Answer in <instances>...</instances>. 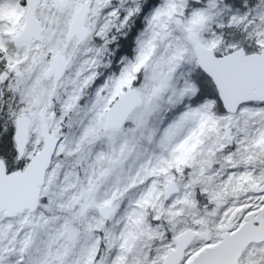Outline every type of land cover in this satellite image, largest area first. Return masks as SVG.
<instances>
[{"label": "snow or ice", "instance_id": "6c2138e0", "mask_svg": "<svg viewBox=\"0 0 264 264\" xmlns=\"http://www.w3.org/2000/svg\"><path fill=\"white\" fill-rule=\"evenodd\" d=\"M0 264H264V0H0Z\"/></svg>", "mask_w": 264, "mask_h": 264}]
</instances>
